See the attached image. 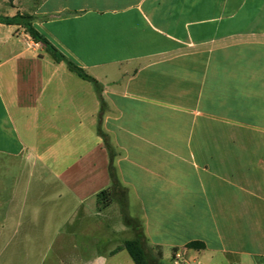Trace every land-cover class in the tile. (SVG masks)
Wrapping results in <instances>:
<instances>
[{"label":"crops","instance_id":"1","mask_svg":"<svg viewBox=\"0 0 264 264\" xmlns=\"http://www.w3.org/2000/svg\"><path fill=\"white\" fill-rule=\"evenodd\" d=\"M18 15L102 90L0 23V258L70 230L134 264L112 166L162 264H264V0H0Z\"/></svg>","mask_w":264,"mask_h":264},{"label":"trees","instance_id":"2","mask_svg":"<svg viewBox=\"0 0 264 264\" xmlns=\"http://www.w3.org/2000/svg\"><path fill=\"white\" fill-rule=\"evenodd\" d=\"M0 23L7 24H16L19 23L23 25L26 32L29 36L37 43H42L46 46L47 50L52 53L55 59L59 62H65L69 69L76 74H78L84 80L90 81L95 86L99 94H101L102 87L92 77L87 75L83 69L75 65L73 62L69 61L65 56L59 53L53 46H51L47 40L38 33L30 23V17L24 15H18L14 18H0ZM101 136L105 141L107 149L112 156L114 152L108 142V139L105 134L101 132ZM110 174L112 179V184L99 192L97 194V202L100 208H104L111 204L112 202H118L121 207V214L123 221L127 227H130L133 230L134 238L131 240H126L124 242V249L128 252L129 256L133 260L134 264H162L159 259L154 255L151 248L148 246L147 238L145 236L142 223L129 215L128 212V201H129V192L128 189L123 187L118 179L115 169L111 166ZM191 248H202L205 245L201 242H191L188 244Z\"/></svg>","mask_w":264,"mask_h":264},{"label":"rangeland","instance_id":"3","mask_svg":"<svg viewBox=\"0 0 264 264\" xmlns=\"http://www.w3.org/2000/svg\"><path fill=\"white\" fill-rule=\"evenodd\" d=\"M68 220L69 225L75 223L74 216H69ZM68 232V237L64 235L52 242L42 241L39 238L41 234L36 233L39 239L29 247H4L1 249L0 264H93L91 252L82 253L75 237L70 236L74 233Z\"/></svg>","mask_w":264,"mask_h":264},{"label":"built area","instance_id":"4","mask_svg":"<svg viewBox=\"0 0 264 264\" xmlns=\"http://www.w3.org/2000/svg\"><path fill=\"white\" fill-rule=\"evenodd\" d=\"M173 264H189L184 250H178L173 257ZM196 264H200L199 262Z\"/></svg>","mask_w":264,"mask_h":264}]
</instances>
